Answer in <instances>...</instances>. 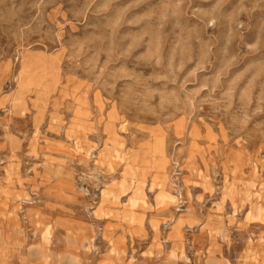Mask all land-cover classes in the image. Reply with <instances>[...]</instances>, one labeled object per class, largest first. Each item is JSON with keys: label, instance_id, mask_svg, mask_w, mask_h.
<instances>
[{"label": "rangeland", "instance_id": "obj_1", "mask_svg": "<svg viewBox=\"0 0 264 264\" xmlns=\"http://www.w3.org/2000/svg\"><path fill=\"white\" fill-rule=\"evenodd\" d=\"M0 264H264V0H0Z\"/></svg>", "mask_w": 264, "mask_h": 264}, {"label": "bare ground", "instance_id": "obj_2", "mask_svg": "<svg viewBox=\"0 0 264 264\" xmlns=\"http://www.w3.org/2000/svg\"><path fill=\"white\" fill-rule=\"evenodd\" d=\"M29 68L30 67H29V64L27 62L23 63V65H22L23 77H22V80L20 81L19 97L17 100L22 99L24 97L25 93H27L29 91V85H30L29 78L31 77Z\"/></svg>", "mask_w": 264, "mask_h": 264}]
</instances>
